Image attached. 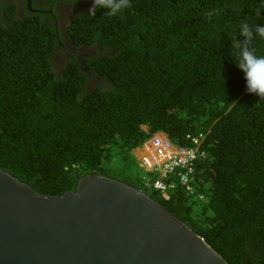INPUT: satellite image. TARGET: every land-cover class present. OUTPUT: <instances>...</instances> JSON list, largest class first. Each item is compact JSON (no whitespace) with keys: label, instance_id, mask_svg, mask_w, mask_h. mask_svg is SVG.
Returning a JSON list of instances; mask_svg holds the SVG:
<instances>
[{"label":"trees","instance_id":"16d2710c","mask_svg":"<svg viewBox=\"0 0 264 264\" xmlns=\"http://www.w3.org/2000/svg\"><path fill=\"white\" fill-rule=\"evenodd\" d=\"M17 1L0 0V168L50 195L90 174L116 179L228 264H264V98L247 91L231 55L240 24L264 26V0H131L113 17L88 16L92 0H61L76 10L66 36L91 50L66 49L59 62L56 0H23L21 14ZM252 46L264 55V38ZM155 133L177 147L202 134L203 198L179 183L165 193L145 185L157 175L134 150Z\"/></svg>","mask_w":264,"mask_h":264},{"label":"water","instance_id":"95a60500","mask_svg":"<svg viewBox=\"0 0 264 264\" xmlns=\"http://www.w3.org/2000/svg\"><path fill=\"white\" fill-rule=\"evenodd\" d=\"M0 264L228 263L124 182L90 174L74 191L40 194L0 168Z\"/></svg>","mask_w":264,"mask_h":264},{"label":"built area","instance_id":"2783aa9c","mask_svg":"<svg viewBox=\"0 0 264 264\" xmlns=\"http://www.w3.org/2000/svg\"><path fill=\"white\" fill-rule=\"evenodd\" d=\"M202 138V134H187V145L177 147L162 133L150 136L142 146L136 148L139 152L136 159L140 167L157 175L152 181L148 177L145 185L165 193L179 183L186 192L203 198V194L194 185L196 164L204 156L201 149Z\"/></svg>","mask_w":264,"mask_h":264},{"label":"clouds","instance_id":"9594fccd","mask_svg":"<svg viewBox=\"0 0 264 264\" xmlns=\"http://www.w3.org/2000/svg\"><path fill=\"white\" fill-rule=\"evenodd\" d=\"M78 0H72L71 5H75ZM131 7V0H92L88 16L95 17L97 12L105 9L104 15L113 17L121 14ZM218 10L209 11L206 16L211 19L213 15H219ZM243 37L238 39L237 37ZM256 36L264 38V26H251L244 22L239 26L238 35L231 39V55L235 57L236 66L245 74L247 91L264 98V55H257V49L253 47Z\"/></svg>","mask_w":264,"mask_h":264},{"label":"flooded vegetation","instance_id":"af4514ba","mask_svg":"<svg viewBox=\"0 0 264 264\" xmlns=\"http://www.w3.org/2000/svg\"><path fill=\"white\" fill-rule=\"evenodd\" d=\"M28 1L27 0V4H28ZM34 2H38L39 5H45L46 3L42 2V0H33ZM17 12L19 14H21L23 12V6L22 4L24 3L23 0H19L17 1ZM26 3V2H25ZM47 5V4H46ZM28 6V5H27ZM48 12H51L52 10L51 9H48L47 10ZM53 11L57 13V20H59L60 22V27H61V35H65L67 34V30L65 29V26H67V21H69V19H72L73 17H75V12L76 10L72 9V6L68 3H65V2H61V0H56L54 6H53ZM56 16V15H55ZM66 33V34H65ZM62 49V51H64L65 53L63 54V52H60L59 50ZM68 51H71V52H74L76 50H83V51H87L89 52L91 49L87 48V47H75L74 44L69 41L68 37L66 36V38L62 41H59L58 42V45L55 47V57H56V61H60V59L62 60H66L67 58V50ZM88 53H84L82 55H86Z\"/></svg>","mask_w":264,"mask_h":264},{"label":"rangeland","instance_id":"374dc122","mask_svg":"<svg viewBox=\"0 0 264 264\" xmlns=\"http://www.w3.org/2000/svg\"><path fill=\"white\" fill-rule=\"evenodd\" d=\"M134 155H135V157H138V155H139V152H137L136 149L134 150Z\"/></svg>","mask_w":264,"mask_h":264}]
</instances>
